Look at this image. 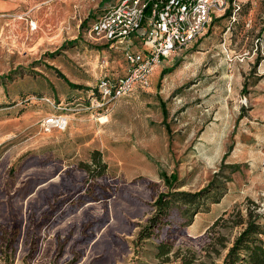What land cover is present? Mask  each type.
<instances>
[{"label": "rangeland", "instance_id": "1", "mask_svg": "<svg viewBox=\"0 0 264 264\" xmlns=\"http://www.w3.org/2000/svg\"><path fill=\"white\" fill-rule=\"evenodd\" d=\"M98 2L0 0V264H225L250 218L264 245V0H229L102 106L97 81L144 44L89 35ZM204 188L223 196L186 227L173 194Z\"/></svg>", "mask_w": 264, "mask_h": 264}, {"label": "built area", "instance_id": "2", "mask_svg": "<svg viewBox=\"0 0 264 264\" xmlns=\"http://www.w3.org/2000/svg\"><path fill=\"white\" fill-rule=\"evenodd\" d=\"M97 14L88 34L113 46L137 36L142 50H126V73L103 75L91 91L97 106L130 93L135 87L145 88L158 63L169 58L203 35L213 17L224 14L229 0H98ZM233 1V0H232ZM235 3V1L233 2ZM239 6H236L237 9ZM48 100V99H46ZM48 130L65 127V115H52L42 120ZM30 264H38L32 261Z\"/></svg>", "mask_w": 264, "mask_h": 264}, {"label": "trees", "instance_id": "3", "mask_svg": "<svg viewBox=\"0 0 264 264\" xmlns=\"http://www.w3.org/2000/svg\"><path fill=\"white\" fill-rule=\"evenodd\" d=\"M101 167V171H103L105 165L103 164ZM101 174L102 172L98 173V175ZM173 195L175 196L176 203L193 207L190 221L184 224L186 227L192 222L195 214L207 211L210 204L219 202L223 196L222 194L219 198L208 202V197L210 195L208 188H204L197 192L178 191ZM168 203L169 202L163 203L165 204L162 206L164 215H166L168 210ZM262 233L263 230L260 225L253 221V219H248L246 221V226L235 238L232 246L229 248L224 259L225 264H264V245L262 239L258 237V235ZM151 235L152 233L148 232L144 237H149ZM170 246L171 245L169 243L161 241L157 245L158 256L167 254L170 251Z\"/></svg>", "mask_w": 264, "mask_h": 264}, {"label": "crops", "instance_id": "4", "mask_svg": "<svg viewBox=\"0 0 264 264\" xmlns=\"http://www.w3.org/2000/svg\"><path fill=\"white\" fill-rule=\"evenodd\" d=\"M218 203H219V202H217V203H212V204L209 205V208H208L207 211H204V212H198L197 214H195L194 217H193L192 222L188 225V227L192 226V225L196 222V218H197L199 215H202V214H206V213H208V212L211 210L212 206H215V205H217Z\"/></svg>", "mask_w": 264, "mask_h": 264}, {"label": "bare ground", "instance_id": "5", "mask_svg": "<svg viewBox=\"0 0 264 264\" xmlns=\"http://www.w3.org/2000/svg\"><path fill=\"white\" fill-rule=\"evenodd\" d=\"M154 69V68H153Z\"/></svg>", "mask_w": 264, "mask_h": 264}]
</instances>
